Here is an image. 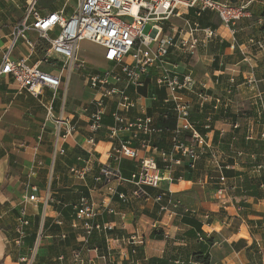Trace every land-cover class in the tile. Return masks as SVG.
Returning a JSON list of instances; mask_svg holds the SVG:
<instances>
[{"label": "crops", "instance_id": "crops-1", "mask_svg": "<svg viewBox=\"0 0 264 264\" xmlns=\"http://www.w3.org/2000/svg\"><path fill=\"white\" fill-rule=\"evenodd\" d=\"M221 1L247 5L246 14L234 28L223 25L215 12L206 10L202 16H197L193 8L183 10L170 22L179 38L188 39L187 23L192 25L196 21L201 28L210 27L216 32L209 39L202 32H197L201 41L194 52L175 51L172 56L181 73L193 77L194 88L185 91L186 98L194 100L193 90L201 87L211 96L205 107L193 106L191 119L197 126L201 125L202 130L207 118L211 119L212 150L200 158L191 177L187 176L189 172L185 162L175 165L172 170H165L167 164L160 153L162 150L170 151L173 135L172 130L164 129L160 123L166 90L157 89L156 75L152 72L140 95L151 97L152 92L157 94L155 100L147 98L146 102L148 113L156 117L163 131L155 134L150 146L143 147L144 135L133 139V146L141 151L142 157L153 158L160 165L164 178L160 187L147 186L148 198L122 202L118 196L114 197L111 206L117 213H103L97 218L98 222L109 223L113 230L121 233L118 237L111 234L109 240L105 234L98 233L91 238L103 247L102 253L110 249L112 258L109 264H123L130 258L132 245L129 237L136 232L144 241L138 245L143 248V259L137 264H147L153 257L162 259L163 264H198L193 261V254L200 250L201 243L189 236L190 231L193 233V226L182 219L181 213L185 208H197L201 213L210 211L213 214L209 226H203L202 220L197 218L202 230L211 231L214 240L208 250L210 264H264V196L250 193L254 186L263 191L259 184L262 180L264 182V169L256 168L264 164V35L261 31L263 22L259 24L264 0ZM39 5L43 12H47L61 8L62 2L55 0L53 6L47 8H41V2ZM26 6L27 0H0V48L7 42L13 26L22 20ZM88 44L93 46L90 42ZM96 50L100 51L103 59V48L97 46ZM23 51L25 48L19 47L16 54ZM76 73L88 89L87 95L84 98L70 97L68 92L66 99L55 102L56 112L64 107L65 115L72 122H78L81 128L80 135L61 142L64 153L55 149V125L45 123L46 110L39 98L25 91L20 93L10 77L0 78V260H4V264H21L19 249L13 240L18 222L17 210L21 211L22 207L26 208L30 219L27 229L34 231L36 219L40 218L34 242L38 249L32 264H108L92 252L82 255V263L72 258L78 249L74 244L82 245V231L75 226L76 215L68 222L58 208L60 204L66 206L77 202L81 195L100 203L108 194L107 185L96 182L95 178L104 164L117 166L110 151L113 143L108 136V127L113 122L110 112L115 108L111 101L96 154L90 157L92 170L84 182L71 171L72 166L82 168V160L88 158L80 148L89 126L88 113L84 110L96 97V93L86 86L85 77ZM132 96L139 98L134 90ZM217 98L221 100L220 104L215 102ZM136 116L137 110H132L130 118ZM121 135L131 139L132 132L126 131ZM238 151L243 155L238 156ZM118 166L126 178L138 169L137 161L126 157ZM222 175L229 185V203L224 209L214 194ZM111 182L120 192L128 193L132 188L130 184ZM32 186L37 187L35 194L39 201H27L26 204L25 197L33 193ZM159 195H164L166 202L168 197L171 198L167 212L160 211L163 202L157 201ZM118 212L124 213L125 218ZM46 220L62 226L60 235L43 233ZM155 228L165 231L167 238H151ZM70 231L75 234L73 246L61 247L58 238H66ZM32 247L29 246V254ZM60 255L64 259H59Z\"/></svg>", "mask_w": 264, "mask_h": 264}, {"label": "built area", "instance_id": "built-area-1", "mask_svg": "<svg viewBox=\"0 0 264 264\" xmlns=\"http://www.w3.org/2000/svg\"><path fill=\"white\" fill-rule=\"evenodd\" d=\"M62 7L52 11L43 12L39 0H27L22 20L15 24L7 38V42L0 48V78L10 77L17 85L20 93L27 92L37 98L46 110L45 123H53L56 131V146L59 152L64 153L61 142L72 136L80 135L81 128L78 122L65 115L63 107L56 112L57 99H66L74 72L85 77L86 86L96 93V97L85 108L88 113V133L80 148L86 154L82 168L71 167L76 177L84 182L92 170L91 158L96 154L99 135L104 127V118L109 114V102L113 101L115 108L110 112L112 124L108 127V136L112 141L111 153L117 166L108 163L102 166L100 174L95 178L98 183L107 185L108 194L100 203L91 197L81 195L74 209L76 213L75 226L82 231L81 247L75 250L72 258L82 263L84 253H94L98 258L110 262L111 251L102 253L98 246H89L90 239L96 234H105L109 240V223H100L97 218L103 213L116 214L111 206L114 197L122 202L133 199L150 197L147 186L160 187L164 175L153 158H144L141 151L133 146V139L144 135L143 147L150 146L155 134L163 130L156 117L148 113L147 98L155 100L157 94L151 97L140 95L145 88L146 79L155 73L157 89L166 90L163 99V118L171 111L176 119L172 130V146L170 151L160 153L167 164L165 170H172L177 164L183 162L191 169L197 167L200 158L212 150L210 131L211 119L207 118L201 132L197 123L191 119L193 106L203 108L211 98L205 88L193 90L194 100H188L186 90H192V75H184L178 64L172 59L175 51L181 53L194 52L201 41L197 32H202L205 38L214 37L215 30L210 27L201 28L196 21L189 26V38H179L171 26L174 16L181 15L183 10L193 8L197 16L203 11L218 14L223 25L234 28L237 22L246 14L247 5L232 4L221 0H59ZM263 20H259V24ZM147 24H151V31L144 32ZM169 25L168 28L166 26ZM88 41L95 46L103 48V60L106 65L94 67L90 61L82 57V43ZM264 44V38L262 40ZM19 47L25 51L16 54ZM234 82V81H232ZM139 98H133L132 90ZM50 93V96L48 95ZM65 101V100H63ZM220 104V99H215ZM137 110V116L130 118V112ZM158 116V118L160 117ZM46 125V124H45ZM238 123L235 124L237 128ZM132 132L131 139H125L123 132ZM238 156L243 152L238 151ZM135 159L138 169L129 178L123 176L119 162L123 158ZM258 170L264 169V164L256 166ZM170 179V178H169ZM112 180L119 184H130L132 188L128 193L118 191ZM264 188V182L260 185ZM33 193L25 197V201L38 202L32 186ZM229 185L224 175L214 191L215 198L224 209L228 201ZM164 195L157 197L161 201ZM50 198H48L49 200ZM171 198L160 207L161 212H167ZM181 216L188 213L202 220L203 226H209L213 214L201 213L197 208L183 209ZM120 213V212H118ZM124 219L125 214L120 213ZM30 219L26 208L22 207L15 228L14 244L20 250L25 246V239L29 235ZM211 231L205 232L209 237ZM202 240V236L199 235ZM131 245L143 244L140 234L133 233L129 237ZM38 244L31 248L30 254H20L21 264H32L35 260ZM59 259H64L63 255ZM113 262V261H112ZM224 264H227L225 262ZM240 264H244L241 262Z\"/></svg>", "mask_w": 264, "mask_h": 264}, {"label": "trees", "instance_id": "trees-1", "mask_svg": "<svg viewBox=\"0 0 264 264\" xmlns=\"http://www.w3.org/2000/svg\"><path fill=\"white\" fill-rule=\"evenodd\" d=\"M40 2H41V8H47V7H52L53 6L52 4H54L55 0H40ZM262 19H263V23L261 25L262 26L261 31H262V34L264 35V10L262 13ZM236 116H232V118L235 121L237 120ZM160 120H161L160 123L162 124V127L164 129L173 130L175 128L176 119H174V115L171 112H168V116L166 118H163L161 116ZM197 127L201 132H205V130H202L201 125H198ZM184 166L187 169V172H189L187 176L191 177V173H192L193 169H191L190 165L187 163H185ZM159 167H160V165H159ZM262 181L260 182L259 185H261ZM258 189L259 188L257 186H254L250 193L253 196H259V197L264 196V188H262L263 191H259ZM159 196H162V195H159ZM162 199H161V202H163V203L160 206H162L164 203H167L166 202L167 199H163V200ZM77 202H73L71 205L64 206L63 204H60L58 206V208L64 214V216L68 222L71 221L73 219V217H75V215H76L75 209H74V204H76ZM19 216H20V210H17V217L19 218ZM182 219L185 222H187L189 225L193 226L192 227L193 233H191V231H190L189 236L197 239L201 243L200 250L196 251L193 254L194 255L193 261L198 263V264H210L211 263V255H209L208 250H209V246L214 243L212 236L211 235H209V237L205 236V232L202 230L201 222L195 216H192V215L186 213L182 216ZM39 220H40V218L38 217L36 219V223H35L34 228H33L34 231L29 230L30 235H28L26 237L25 247L19 250V255L20 254H28L29 246H31V247L34 246V242L36 240L38 230H39L38 229ZM15 226H16V224H15ZM43 229H44L43 230L44 234H51L54 236H58V234L60 235V233L62 232V226L59 223L58 224L51 223L50 220L45 221ZM14 233H15V229H14ZM110 234H112L114 237H118V235H121V233L119 231H116V230H111ZM199 235L202 236V240L199 239ZM15 236H16V233H15ZM74 237H75L74 232L72 233L70 231V234H68L66 238H64V239L58 238V244H60L61 247H72L74 244V240H75ZM150 237L151 238H157V239H164V237L167 238L165 231H163L161 228H155L153 230V232L150 234ZM89 243H90L89 246H98V248L101 251L104 250L103 247L98 245V243H95L93 241V239H90ZM74 247L79 248L80 245H77L75 243ZM26 249H28L27 252H26ZM142 251H143V248L141 246L130 247V251H129V257L130 258L127 260H124L123 264H137L138 262L142 261V259H143V252ZM0 264H4V260H0ZM147 264H163V261H162V259L153 257V258H149V260L147 261Z\"/></svg>", "mask_w": 264, "mask_h": 264}, {"label": "rangeland", "instance_id": "rangeland-1", "mask_svg": "<svg viewBox=\"0 0 264 264\" xmlns=\"http://www.w3.org/2000/svg\"><path fill=\"white\" fill-rule=\"evenodd\" d=\"M263 20V19H262ZM151 24H147L144 28L145 33H149L151 31ZM82 57H85L88 61L91 62L94 67H100L105 64V61L101 58L99 52L97 51V46H91L88 42L84 41L82 43ZM70 86L67 92H69V96H77L79 98H84L89 92L88 89L84 87V83L80 77H78L77 73L74 72L71 76Z\"/></svg>", "mask_w": 264, "mask_h": 264}]
</instances>
